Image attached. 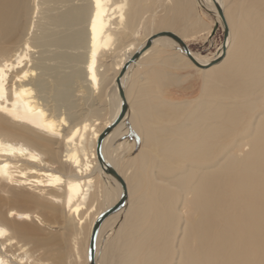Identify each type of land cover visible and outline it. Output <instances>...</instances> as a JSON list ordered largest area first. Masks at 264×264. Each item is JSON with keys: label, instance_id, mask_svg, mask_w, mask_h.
<instances>
[{"label": "bare ground", "instance_id": "6f19581e", "mask_svg": "<svg viewBox=\"0 0 264 264\" xmlns=\"http://www.w3.org/2000/svg\"><path fill=\"white\" fill-rule=\"evenodd\" d=\"M133 1L0 0V113L14 123H0V180L19 189L17 203L51 214L44 220L38 211L11 208L9 217L51 228L65 222L73 230L68 245L74 264L81 259L88 264L92 223L122 193L98 161L96 140L121 104L115 82L118 72L107 75L101 66L103 56L121 49L119 70L151 35L139 38L143 21L135 20ZM199 2L219 23L221 11L228 28L224 47L220 45L211 56L188 48L187 56L170 37H156L120 79L128 108L102 140L100 154L120 173L127 200L101 223L94 264H213L224 251L228 226L243 229L241 238L257 246L261 260L264 96L258 97L264 90V0H238L231 8L223 0L215 1L219 9L212 0ZM165 4L169 17L165 23L178 27L175 32L165 30L184 41V32L200 21L192 0H165ZM130 34L132 38H127ZM117 35L131 40L123 42ZM170 45L175 51L167 57L171 59L156 57ZM163 64L195 67L203 76L199 97L166 99L163 86L171 81L179 84L183 76L172 77L168 70L175 66L163 68ZM55 80L62 82V89L51 84ZM80 86L89 98L92 94L106 98L108 118L103 125L99 116L84 118L76 100L68 99L77 96ZM259 101L261 109L256 106ZM132 131L143 139L138 155L142 172L135 168L134 157L119 169V158L111 151L114 142ZM87 138L93 144L90 153L84 148ZM100 182L109 185L110 192L104 191L101 209L87 225L85 246L78 241L79 226L92 207L89 195L96 197ZM119 219L116 235L105 248ZM30 227L0 221V264H47L13 238V233L25 235ZM47 237L39 239L44 246L52 241ZM65 254L64 248H58V264H64Z\"/></svg>", "mask_w": 264, "mask_h": 264}, {"label": "rangeland", "instance_id": "374dc122", "mask_svg": "<svg viewBox=\"0 0 264 264\" xmlns=\"http://www.w3.org/2000/svg\"><path fill=\"white\" fill-rule=\"evenodd\" d=\"M215 1H219V0H215ZM235 1H237L236 3H238V0H223V3L225 4L226 8H231V5L233 3H235ZM132 5L133 6H131L130 9L131 8L134 9V11L132 9L131 10H132V13L135 17V20L136 19L138 20L139 18L142 17L141 20L143 21L142 27L140 29L141 34H140L139 38H143L144 36H146L148 34H153L155 32H158L159 30H161L160 29L161 27H162V30L167 29V30H171L174 32H175V29L178 28L175 25V26H173V29H172L171 24L167 25L165 23V20L167 21V19L169 18L167 13L165 12V6H166L165 0H134ZM192 9L194 11V14L196 13L195 14L196 19H198V21L199 20L200 21L196 23L197 25L194 27L195 29H188L187 31L184 32L185 36L184 37L182 36L183 39L186 37L184 39V43H187L188 48L190 50L198 53V54L211 56V55H213V53H216V51H218V49H220L219 47L224 41L225 35L223 32V28H222L221 24L216 20L215 16L213 14H211L207 9H205L204 6L201 4V2H199V0H192ZM139 11L141 14H139ZM141 11H143V12H141ZM163 13H165V14H163ZM161 15L162 16L164 15V16L162 17ZM159 18H160L161 22L158 21ZM162 18H164V20ZM157 21H158V24H157ZM135 23L137 24V22H135ZM161 23H163V24L165 23L164 26L165 25H167V26L163 27L162 26L163 24H161ZM198 24H200V25H198ZM205 26H206V28H205ZM191 32L192 33L195 32V33L190 35ZM119 36H121V35H117V39H120V40L122 39L121 41H123V42H125V41L129 42L131 40V39L125 40L126 38H124L123 36H121L123 38H120ZM127 38H132V35L131 34L128 35ZM156 47H158L159 49L163 48L160 46H156ZM165 49H167V50L166 51L161 50V52L163 53L162 57H159V55H158L159 52L156 53V57L167 59L166 61H168L171 58L168 59L167 57L168 56L173 57L175 51L172 48V45L167 46ZM72 52L76 53V51H72ZM171 52L173 53V55ZM120 53H122L121 49H116L111 53L110 52L105 53V55L103 56V59L101 60V62H102L101 66H103L102 69L105 68L104 71L108 70L107 75L109 77H111L113 73H114L113 75H115L116 72L119 71L118 69H116V67H117L118 63L120 62L121 57L123 56ZM164 57H166V58H164ZM167 65L171 66L173 64H163V66H164L163 68H165ZM173 66H175L174 67L175 71H178V72L181 71L180 74L177 72L174 73V76H178V77L183 76V77H181L182 80H180L179 84L176 83V81H174V82L171 81V82H169V84L167 86H163L164 87L163 88V96L166 99L173 101V102L195 100L197 97H199L201 90H202V87H203V76H202V74L201 75L198 74L199 71L195 67L186 66V65L180 66V67H177L176 65H173ZM134 69H137V66ZM65 72H66V70H65ZM174 83H175V85H174ZM51 84L53 86L55 85L54 87L59 89V90L63 88L62 82L59 83L55 80V82H51ZM84 84L85 83L83 82V85ZM170 85L177 87L178 89L175 88L174 91H169L168 88ZM83 88L84 87H82V86H80L79 89L77 88L78 92L77 91L75 92L77 96H69L68 99L70 100V98H71L72 101L76 100L77 109L81 110L80 113L82 115L84 114V116H83L84 118H91L94 116H96V117L99 116V118L101 117V119H100V122L102 123L101 125H103V123H105V121L108 118L107 109H106V105H107L106 104V98H103V99H102V97L99 98L97 94H92L93 97L89 98L88 97L89 94L82 91ZM263 96H264V90L259 95L258 98H262ZM92 104H94V105H92ZM257 105H258L259 109L263 108L262 102L259 101L256 104V106ZM1 122H3V123L5 122L7 125H12V124L14 125L13 121L9 117L5 116V114H2V113H0V123ZM142 141H143V139H142L141 135L132 131V132H129L128 135L123 137L119 142L118 141L114 142L111 151L113 152L114 155H116L117 158H119V166H118L119 169H122L124 164L129 159L134 157L137 159L135 162V168L138 170L140 169V172H142L141 166L139 163V159H138V155H139L140 150L142 149V146H143ZM130 143H131L132 148L130 150H127L128 149L127 147ZM115 146H116V148H115ZM84 148L85 149L87 148L86 149L87 152L90 153L91 149L93 148L91 138H87V142H86ZM113 148H115V149L113 150ZM60 150H62V154H63L66 151L65 146L63 145L62 149H60ZM151 156H152V154H150V158H151ZM64 170H65V172H68L69 168L64 167ZM143 177L146 180L148 178L147 173H143ZM98 184H99V185H97L98 188L96 186H94V187H96V191L98 192L96 194L97 198L89 195V203H90V205L92 204V207L90 209H88L83 214V219H82V220H84L83 225L79 226V233L80 234H78V237H79L78 241H79V244H82V241H83L85 243V246H86V240H87L86 235H87V230H88L87 225L89 224L90 219L93 216V213L94 212L96 213L101 209V208H99L100 207L99 202L103 199L105 200L104 197L106 194L104 191H106V193L110 192L109 185H107L103 182H100ZM10 186H11L10 184H7V183L0 180V221H3V222H7L8 220L12 221V222L15 221L18 225H21V227H23V226L24 227H26V226L32 227V228L30 227L31 230L29 229L30 234H29V230L27 231V233H25V235L23 233L22 234L13 233V238L20 241V243L25 245L28 254L33 255V257H38L39 259H42L43 261H46L47 264H58L57 261L59 259L57 258V260H56V258H55V257H58V248H64L65 253H66L64 264H74V263H72L74 257L70 256V246H69V245H71L72 239H73V230L71 229V227H66V223L64 222L65 226L62 223V224H60V226L63 225L61 227L59 226L57 228H55V227L51 228V227H48L47 225H45V223H38L37 221H34V220L33 221H20V220H15L13 217H9L8 210L11 208H14L16 210H29V211H36V212L38 211V212H40V214L42 215L41 217L44 220H48L51 216V214L49 212H47V211L44 212V211L40 210V208H38V207L36 209V207L29 206L27 204H25V206H24V204L17 203L15 201V195H16L15 192H19V189L18 188L12 189ZM144 189L145 190L148 189L147 182H146V185H144ZM92 190H93V187L91 188L90 192H92ZM21 191L22 190H20V192ZM90 192H89V194H91ZM261 195L264 197V191H262V190H261ZM101 198H103V199H101ZM93 200H94V202H93ZM263 202H264V200H263ZM68 220H69V218H67V221ZM120 221H122V219L116 220L114 223L115 226L113 225V227H111L110 234L106 238V243L104 244L105 248L107 247L108 243H110L109 241H111V239H113L115 237L116 230L119 227V225L121 224ZM25 224H26V226H25ZM228 224H231V223H228ZM262 224H264V222H262ZM234 227L235 226H231V227L228 226L224 230V233H225L224 239L227 241V243L224 242V243H226V244H224V247H223L224 251L222 252L221 255L216 257L213 264H215L217 261L220 264H236V263L237 264H260V262H259L260 257L258 254L257 246L254 243L250 244V242H248L247 239L245 240V239L241 238V234L243 233V229L241 227H239V228L235 227V229H234ZM230 229L231 230L233 229V233ZM226 230H228L229 232L227 231L228 233H226ZM51 234H53L55 236H50ZM47 236H50V237H47ZM46 237L51 238L52 241L50 239H47V240L51 241L52 245H51V243H48L47 246H44L43 244H41V240L46 238ZM231 237H233V238H231ZM39 239H41V240H39ZM54 239H56V240L58 239L57 240L58 242L57 241L53 242ZM233 239L235 241H233ZM225 240H223V241H225ZM246 241H247V243H246ZM261 241H262V245H260V250H261V260H262L263 259L262 254L264 252V237L262 238ZM56 242H57V244H56ZM59 242H61V243H59ZM14 248L15 247L13 246L10 249V251L13 252V250H15ZM80 249H81V247H80ZM54 259L56 261H53ZM218 262H217V264H219ZM77 264H79V263H77ZM80 264H83V259L80 260ZM105 264H109V263L106 262ZM261 264H264V259H263Z\"/></svg>", "mask_w": 264, "mask_h": 264}, {"label": "water", "instance_id": "95a60500", "mask_svg": "<svg viewBox=\"0 0 264 264\" xmlns=\"http://www.w3.org/2000/svg\"><path fill=\"white\" fill-rule=\"evenodd\" d=\"M216 7L219 9L218 4L215 2V0H212ZM219 16H220V24L223 28V32H224V41H223V47L226 41V37L228 35V28L225 26L224 24V19H223V15L221 13V11H219ZM160 36H167L170 37L171 39H173L175 41V43L179 46V48L182 49L183 52L186 53L187 56L189 55V50L188 47L186 45V43H184V41H182V39L176 35L173 32L167 31V30H161L158 32H155L153 34H151L145 44L143 45V47L140 50H136L132 56L127 59L121 66V68L118 71V74L115 77V82L117 84V88H118V93H119V98L121 100V104H120V109L118 111L117 116L115 117V119L108 124L107 126L104 127V129L100 132L97 140H96V155L98 157V161L101 165H104V171L112 176L120 185L122 193L121 195L117 198V200L107 209H105L102 213H100L94 220V222L92 223L91 226V230H90V234H89V239H88V245H87V251H88V264H94V257H95V239H96V234L97 231L101 225V223L109 216H111L114 212L118 211L121 207H123L126 203L127 200V191H126V185L124 180L122 179V177L120 176V174L106 161H104L103 157L100 154V148H101V143L102 140L106 137V135L108 133H110V131L122 120V118L124 117L126 111H127V103L125 100V96L123 93V88L121 86L120 83V79L121 77L124 75L125 71L127 70V68L129 67V65L137 60L138 56L140 55V53L147 49L151 43L152 40H154L156 37H160ZM221 44V45H222ZM224 55V54H223ZM219 59H222V57H220ZM214 62H212L213 64Z\"/></svg>", "mask_w": 264, "mask_h": 264}, {"label": "crops", "instance_id": "0c3cea01", "mask_svg": "<svg viewBox=\"0 0 264 264\" xmlns=\"http://www.w3.org/2000/svg\"><path fill=\"white\" fill-rule=\"evenodd\" d=\"M158 55H159V57H162V56H163V53H162V52H159ZM170 71H171L172 73H171ZM170 71L168 70V72L172 75V77H174V73H176V72L179 73V74L181 73V71H180V72L175 71V70H170ZM175 88L178 89L177 87L169 86L168 90H169V91H174ZM127 148H128L127 150H130V149L132 148L131 143L128 145Z\"/></svg>", "mask_w": 264, "mask_h": 264}]
</instances>
